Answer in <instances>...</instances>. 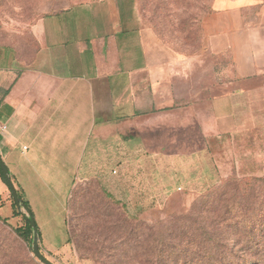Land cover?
<instances>
[{"label": "crops", "instance_id": "0c3cea01", "mask_svg": "<svg viewBox=\"0 0 264 264\" xmlns=\"http://www.w3.org/2000/svg\"><path fill=\"white\" fill-rule=\"evenodd\" d=\"M250 4L216 0L208 15L218 23L209 24L207 50L233 61L232 76L218 66L216 82L214 67L199 82L195 58L143 25L138 0L42 17L29 60L0 38V154L49 251L68 252L75 190L97 189L138 216L158 208L168 187L212 182L213 144L264 127V24L252 29L240 12ZM12 198L0 177V216L16 223Z\"/></svg>", "mask_w": 264, "mask_h": 264}, {"label": "rangeland", "instance_id": "374dc122", "mask_svg": "<svg viewBox=\"0 0 264 264\" xmlns=\"http://www.w3.org/2000/svg\"><path fill=\"white\" fill-rule=\"evenodd\" d=\"M93 1L96 0H0V38L21 47L23 58L29 60L35 48L32 29L39 19ZM250 2L240 12L252 29H257L264 24L260 17L264 14V0ZM215 5L216 0H138L143 25L174 51L198 62L194 76L199 82L209 78L213 67L214 82L220 79L218 66L229 76L233 74L230 53L211 54L207 50L209 24L217 28L218 21L216 17L212 22L206 20L215 11ZM256 39L260 42V38L253 37L251 49L260 47ZM213 146L217 169L212 182L203 180L194 189L186 186L181 191L179 184L168 187L158 208L144 206L138 216L130 211V206L114 203L97 189L75 190L70 201L68 252L54 254L41 239L43 254L55 264H161L165 257H176L174 248L165 249L166 245L190 241L193 245L183 247L187 256L203 260L192 259L189 264H207L208 250L200 253L197 246L211 245L212 240L201 233L206 228L223 226L225 223H217L223 211L228 213L227 223L264 227V127L255 135L229 138L225 144ZM253 194L261 199L249 203L247 216H233L237 210L245 211L246 197ZM24 220L23 215L16 223L0 218V264H44L34 254L32 228L28 240L15 233L17 226L25 224ZM237 238L234 233L223 237L226 242ZM257 238L264 243V231ZM226 251L233 254L230 247ZM244 256L241 264H247L246 260L251 258L250 253ZM231 258L235 259L233 255ZM254 258L257 264H264V253Z\"/></svg>", "mask_w": 264, "mask_h": 264}, {"label": "trees", "instance_id": "16d2710c", "mask_svg": "<svg viewBox=\"0 0 264 264\" xmlns=\"http://www.w3.org/2000/svg\"><path fill=\"white\" fill-rule=\"evenodd\" d=\"M0 177H2L5 180L1 167H0ZM16 188L18 190L19 195L23 198V202L25 206L30 208L29 203L27 200L24 199V195L21 192V190L18 187ZM258 198L261 199L260 196L256 194L247 196L246 199L248 201V204L245 205L246 206L245 211L237 210V212L235 213L229 212V215L233 213L232 215L235 217L247 216V213L250 209L248 206L249 203L251 202L254 203ZM12 205L14 208L15 215H21V213L17 209L16 203L13 198H12ZM222 213L219 214V216L222 219L220 220V222L217 223L220 224L225 223V224L223 226H217V227L215 226L212 227L211 229L206 228L205 230H203L201 235L209 237L212 240V243L211 245L208 246L207 244H205L204 246L202 244L198 245L197 251L201 253L203 249L208 250L207 260H205L207 264H241L245 259L244 255L247 253L251 254V258L246 260L247 264H257V261L255 260L254 256H257L260 252L264 253V243H261L262 240L258 239L257 237H259L262 234V232L264 231V227L260 226L258 229V227L256 228L247 223H243V224L237 222L227 223L229 217L226 216L228 213H226V211L225 212L223 211ZM255 216L256 215H253V217ZM0 218L4 222L8 221L7 218H3L1 216ZM252 220H254V218H252ZM24 221H25L24 225L17 226L15 228V233L16 235L18 234L17 236H20L25 240H28L31 234V225L28 220L25 219ZM229 225H232L230 232L228 229ZM172 233H174L173 229H172ZM228 233H234L235 235H237L238 236L237 240L226 242L225 239H223V237H225ZM188 245H193V244L192 242L189 241L187 244L178 243L175 245L172 244L166 245L165 249H168L169 246H172L174 248L176 257L172 259L165 257L162 259L161 264H182L181 262H183L184 260H185L184 264H189L192 261V259H198L199 261H202L203 258H200L199 256H193V257L187 256L183 247ZM229 247L231 248V253H233L231 255L226 253L227 252L226 249ZM232 255L235 257V259L231 258ZM172 256L173 254H171V257Z\"/></svg>", "mask_w": 264, "mask_h": 264}, {"label": "water", "instance_id": "95a60500", "mask_svg": "<svg viewBox=\"0 0 264 264\" xmlns=\"http://www.w3.org/2000/svg\"><path fill=\"white\" fill-rule=\"evenodd\" d=\"M0 167L3 172V176L10 188L12 197L16 203L18 211L25 217L26 220L29 221L32 231H33V251L34 254L41 260L42 263L44 264H55L53 261L48 259L44 254H43V247H42V242H41V234L39 227L37 225L36 219L32 213V210L25 206L23 202V198L19 195L18 190L15 186V183L13 181L11 171L9 167L6 165L5 161L1 157L0 154Z\"/></svg>", "mask_w": 264, "mask_h": 264}, {"label": "built area", "instance_id": "2783aa9c", "mask_svg": "<svg viewBox=\"0 0 264 264\" xmlns=\"http://www.w3.org/2000/svg\"><path fill=\"white\" fill-rule=\"evenodd\" d=\"M2 127H5V126H2Z\"/></svg>", "mask_w": 264, "mask_h": 264}]
</instances>
